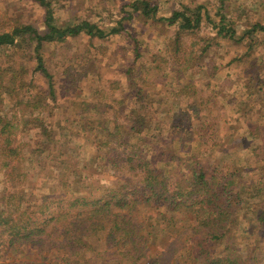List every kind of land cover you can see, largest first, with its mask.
Segmentation results:
<instances>
[{"label": "rangeland", "instance_id": "1", "mask_svg": "<svg viewBox=\"0 0 264 264\" xmlns=\"http://www.w3.org/2000/svg\"><path fill=\"white\" fill-rule=\"evenodd\" d=\"M134 1L53 0V7L59 22L87 18L108 27L130 10L129 5ZM147 1L152 6L157 4V16H168L175 8L182 9L183 5L195 7L201 4L208 8L210 19L203 16L201 28L182 36L179 54L166 48L175 38L176 26H168L162 20H147L139 13L124 21L125 30L107 38L80 33L64 40L46 42L43 59L53 76V94H49L48 79L35 70L33 59L21 58L20 53L14 54L13 59V50L9 46L0 50V67L25 69L23 76L35 85L30 88L28 98H43L42 104H48L50 108L34 110L24 103H15L11 96L1 98L6 106L5 119L16 126L13 138L20 153L11 162L13 168H7L12 170L10 175L4 174L6 169L1 170L0 192L4 188L16 192L22 200L21 208L30 206V209L37 210L43 196L51 195L48 201L52 197L51 209L55 210L57 194L67 187L72 188L71 193L77 190L74 178L91 184L85 193L96 197L102 194V186L116 182V174L131 176L127 158L133 153L120 146L112 135L126 130L128 121L123 119L124 113L116 114V111L125 107L119 100L129 91L128 65L146 60L157 62L159 58L165 62L166 69L142 71L139 84H145V90L154 92V100L159 101L155 104V118L163 123V131L156 136L158 150L153 153L150 147L133 142L134 149L140 146L138 154L145 157L150 151V155L160 156L165 151L182 157L194 155L200 162L220 160L223 162L219 168L222 172L236 167L243 170L239 175L246 187L264 173V31L257 30L252 38L238 39L252 24H264V0ZM222 17V23L235 32L234 38L225 32L219 34L212 25ZM43 18L44 8L35 0H0V30H8L20 23H30L42 29ZM136 42L137 50L134 47ZM188 51H192L193 58L197 55L198 60L187 63L192 66L183 71ZM201 55L203 62L199 58ZM165 70L170 72L164 74ZM7 80L5 77L3 82L7 83ZM188 82L201 88L198 96L183 91L178 94ZM232 90L238 91V100ZM40 91L43 92L41 95ZM191 102H202L203 112L193 113L189 108ZM172 115L174 118L170 120ZM39 119H43L44 128L50 127L51 139L37 127ZM168 119L167 123L165 120ZM188 128L193 130L192 135L185 131ZM151 131L159 133L152 125L148 132ZM169 132L173 133L170 135ZM199 134L202 135L201 143L196 142ZM177 138L185 143L184 139H193L192 151L189 153L178 148L181 143ZM53 139L56 142L52 143ZM98 144L115 147L113 153L118 158L117 166L105 164L98 157ZM121 160L127 163L121 164ZM175 164L171 169L173 178L182 174L181 167ZM12 174L18 176L15 181ZM257 182L263 194L249 198L250 189L244 192L243 208L236 216L239 224H234L240 228H237L233 240L237 242L238 253L245 256L252 251L254 264H264V221H258L259 215L254 212V207L261 213L264 210V183ZM187 233L188 230L184 234Z\"/></svg>", "mask_w": 264, "mask_h": 264}, {"label": "trees", "instance_id": "2", "mask_svg": "<svg viewBox=\"0 0 264 264\" xmlns=\"http://www.w3.org/2000/svg\"><path fill=\"white\" fill-rule=\"evenodd\" d=\"M35 1L44 8V27L40 29L30 23H20L8 30H0V50L9 46L13 50V59L14 54L19 53L21 58L33 59L35 70L48 79L49 94H53L55 89L53 76L43 59L46 42L64 40L80 33L107 38L125 30L124 21L131 20L135 13H139L147 20H162L168 26H176L175 38L166 48L171 53L179 54L182 36L201 28L203 16L210 19L208 8L201 4L195 7L183 5L182 9L175 8L168 16H157V4L152 6L147 0H135L129 5L130 10L115 24L103 27L87 18L59 22L53 0ZM222 22L223 17L218 23L212 22V25L219 34L225 32L234 38L235 32ZM257 30L264 31V24H252L238 39L247 36L252 38ZM134 47L138 49L137 42ZM187 54L183 71L192 66L187 63L198 60L197 55L193 58L192 51ZM199 58L203 62L202 55ZM14 64L15 61L12 62ZM164 69L165 62L161 58L151 63L146 60L135 65L133 62L126 69L129 91L119 100L125 107L121 111L117 110L116 114L124 113L123 119L128 121L127 129L115 134L113 132L112 135H115V141L120 146L133 153L127 158L131 176L116 174V182L102 186V194L96 197L85 193L91 184L74 178L77 190L71 193L72 188L67 187L57 194L55 210L51 209L52 197L48 201L51 195H44L36 210L30 209V206L21 208L22 200L16 196V192H8L5 188L0 192V264H254L252 251H248L245 256L238 253L233 235L239 226L234 224H239L236 216L243 208L244 192L250 189L249 198L262 196L263 191L256 181H259L257 184H263L264 173L246 187L239 175L243 170L236 167L222 172L219 168L223 162L220 160L200 162L194 155L182 157L165 151L160 156L149 153L158 150L156 136L163 131V123L155 118V104L159 101L154 100V92L145 90V84H139L140 73ZM167 71L170 72L165 70L164 74ZM24 73L25 69L19 71L14 66L0 67V176L3 169H6L4 174H11L12 170L8 171L7 168H13L11 162L20 153L13 138L16 133L13 128L16 126L5 119L6 112L3 114L6 108L1 99L3 95L11 96L15 98V103H24V106L33 107L34 110H50L48 104H42L43 98H28L30 88L35 85L27 81ZM5 77L8 78L7 83L3 82ZM198 90L201 88L188 82L178 94L183 91L198 96ZM232 91L238 100V91ZM42 93L40 91V95ZM189 108L198 114L203 112V103L191 102ZM170 120L165 121L168 123ZM43 125V119H39L37 127L51 139L50 127L44 128ZM150 125L159 133L148 132ZM185 131L192 135V129ZM169 133L171 135L173 132ZM147 137L150 140L147 141ZM191 138L184 139L189 143L188 146L181 138H177L178 143H181L177 147L190 153L194 146ZM201 138L202 135L196 142L201 143ZM52 141L56 142L54 139ZM160 141L166 144L163 139ZM133 142L150 147V151L145 157L139 155L140 146L134 149ZM114 148L98 144V157L105 164L117 166ZM124 162L127 163L121 160V164ZM174 162L182 171L175 178L171 171ZM16 177L12 174L13 181ZM254 210L259 215L257 220L263 222L264 210L262 213L255 207ZM187 230L188 233L184 234ZM226 235L229 236L227 239L224 238Z\"/></svg>", "mask_w": 264, "mask_h": 264}]
</instances>
